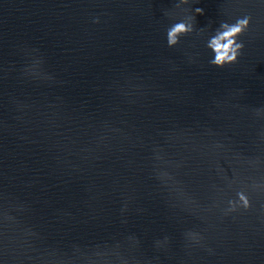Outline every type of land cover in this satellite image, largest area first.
<instances>
[{
    "label": "water",
    "instance_id": "obj_1",
    "mask_svg": "<svg viewBox=\"0 0 264 264\" xmlns=\"http://www.w3.org/2000/svg\"><path fill=\"white\" fill-rule=\"evenodd\" d=\"M178 3L0 0V264H264V0Z\"/></svg>",
    "mask_w": 264,
    "mask_h": 264
},
{
    "label": "clouds",
    "instance_id": "obj_2",
    "mask_svg": "<svg viewBox=\"0 0 264 264\" xmlns=\"http://www.w3.org/2000/svg\"><path fill=\"white\" fill-rule=\"evenodd\" d=\"M188 0H179L177 7L180 4L187 3ZM195 14H203L202 8H195ZM195 17H188L185 20H181L169 26L166 30V43L169 47L176 45L181 36L186 35L193 31L192 20ZM93 22H98V18H94ZM250 22V17L244 16L237 18L234 23L221 22L215 29V34L212 35L207 43L206 47L213 53L209 63L216 67H223L226 64L235 63L238 56L241 54V49L244 47L242 41L238 42L237 37L240 36L247 28ZM259 112V109L257 110ZM237 200H229L230 210H235L237 203L247 209L250 206V202L243 191L237 192ZM195 235V234H190ZM165 241L167 237L164 238ZM159 243V241L157 242Z\"/></svg>",
    "mask_w": 264,
    "mask_h": 264
}]
</instances>
